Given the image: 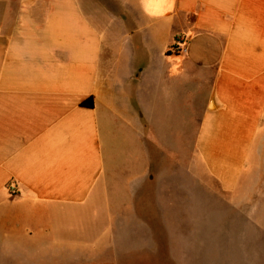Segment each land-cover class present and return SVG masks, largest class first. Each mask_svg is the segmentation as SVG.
<instances>
[{
	"label": "crops",
	"instance_id": "crops-1",
	"mask_svg": "<svg viewBox=\"0 0 264 264\" xmlns=\"http://www.w3.org/2000/svg\"><path fill=\"white\" fill-rule=\"evenodd\" d=\"M4 4V222L33 204L107 202L98 241L79 250L117 264L191 221L183 202H210L202 175L232 192L264 158V0ZM177 39L182 53L166 54Z\"/></svg>",
	"mask_w": 264,
	"mask_h": 264
},
{
	"label": "rangeland",
	"instance_id": "rangeland-1",
	"mask_svg": "<svg viewBox=\"0 0 264 264\" xmlns=\"http://www.w3.org/2000/svg\"><path fill=\"white\" fill-rule=\"evenodd\" d=\"M1 1L15 6L17 0ZM102 1L115 10L127 3ZM177 44L176 40L174 51L182 53ZM183 167L188 171L192 166L184 159ZM200 178L210 185V202H183L184 210L192 204L191 221L184 222L180 231L166 232L165 238L159 232L146 239V247L151 242L155 251L120 254L117 264H264V158L250 161L239 189L232 192L223 191L212 178ZM107 207V202H87L77 208L33 204L27 212L21 208L24 214L10 222L0 214V264H116L109 253L79 250L98 241L94 235L103 226ZM52 247L73 252L51 260L47 249Z\"/></svg>",
	"mask_w": 264,
	"mask_h": 264
},
{
	"label": "trees",
	"instance_id": "trees-1",
	"mask_svg": "<svg viewBox=\"0 0 264 264\" xmlns=\"http://www.w3.org/2000/svg\"><path fill=\"white\" fill-rule=\"evenodd\" d=\"M174 50H175V46H173L172 49H171V48L168 49V50L166 51V54H169V53H171V52L174 51ZM82 106H84V107H88V108H91V107L93 106L92 99L89 98V99L85 100L84 102H82Z\"/></svg>",
	"mask_w": 264,
	"mask_h": 264
},
{
	"label": "built area",
	"instance_id": "built-area-1",
	"mask_svg": "<svg viewBox=\"0 0 264 264\" xmlns=\"http://www.w3.org/2000/svg\"><path fill=\"white\" fill-rule=\"evenodd\" d=\"M177 43H179V39H177ZM181 49H183V48H181Z\"/></svg>",
	"mask_w": 264,
	"mask_h": 264
}]
</instances>
